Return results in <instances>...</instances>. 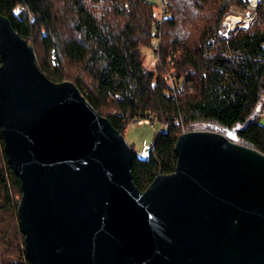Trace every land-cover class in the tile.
<instances>
[{"label": "water", "instance_id": "95a60500", "mask_svg": "<svg viewBox=\"0 0 264 264\" xmlns=\"http://www.w3.org/2000/svg\"><path fill=\"white\" fill-rule=\"evenodd\" d=\"M0 54V126L32 264H264L261 150L184 131L174 172L142 190L125 135L73 81L50 79L1 13Z\"/></svg>", "mask_w": 264, "mask_h": 264}, {"label": "trees", "instance_id": "16d2710c", "mask_svg": "<svg viewBox=\"0 0 264 264\" xmlns=\"http://www.w3.org/2000/svg\"><path fill=\"white\" fill-rule=\"evenodd\" d=\"M249 0H0V13L31 43L50 79L71 80L124 135L136 118L160 123L133 176L146 190L174 172L179 135L223 131L264 153V0L252 23L221 29ZM156 55L146 65L144 49ZM2 57L0 54V65ZM22 181L0 126V264H32L20 226Z\"/></svg>", "mask_w": 264, "mask_h": 264}, {"label": "rangeland", "instance_id": "374dc122", "mask_svg": "<svg viewBox=\"0 0 264 264\" xmlns=\"http://www.w3.org/2000/svg\"><path fill=\"white\" fill-rule=\"evenodd\" d=\"M160 6H157V12L159 17L162 16V9ZM255 10L256 9H251L250 7V0H249V5L247 8H241L238 6H233L229 12L230 13H236L237 15H241L243 17V21H241L240 24H237L236 26L241 25V27H248L255 16ZM239 13V14H238ZM228 14V15H229ZM227 15V16H228ZM252 15L253 17L251 18L249 22V25H245L247 23L246 18ZM227 18V17H226ZM226 18L224 22L226 21ZM233 26H231V30ZM228 25L224 23V27L222 29H227ZM230 30V31H231ZM222 33V32H221ZM223 34V33H222ZM225 35V34H223ZM144 53L147 55L146 56V65L148 68H153L157 58L156 55L152 50L149 49H144ZM261 122L264 124V106L261 112ZM162 125L160 123H154L151 121L150 118L144 117L138 120H134L131 122L129 125L127 131L125 132V137L127 141L134 146L135 151L137 152L138 155L141 157H146L149 153L151 141L153 139L154 134L162 129ZM199 129V128H198Z\"/></svg>", "mask_w": 264, "mask_h": 264}, {"label": "bare ground", "instance_id": "6f19581e", "mask_svg": "<svg viewBox=\"0 0 264 264\" xmlns=\"http://www.w3.org/2000/svg\"><path fill=\"white\" fill-rule=\"evenodd\" d=\"M260 0H250V7L251 9H256L258 3ZM239 14V13H238ZM252 18V15L246 18V21H250ZM243 21V17L241 15H237L236 13H230L227 18L226 22L229 23L231 26H233L237 22Z\"/></svg>", "mask_w": 264, "mask_h": 264}, {"label": "built area", "instance_id": "2783aa9c", "mask_svg": "<svg viewBox=\"0 0 264 264\" xmlns=\"http://www.w3.org/2000/svg\"><path fill=\"white\" fill-rule=\"evenodd\" d=\"M156 3H157V6H160L161 9H162V13H164V10L167 6V3H168V0H154ZM159 7V8H160ZM253 17V16H252ZM226 25H228V28L225 30V29H221V32L225 35H228L230 30H231V25L229 23H227L226 21L224 22ZM241 22H237L233 25L232 29H235L236 28V25L237 24H240ZM245 25H249V22L245 23ZM241 26V25H239ZM138 119H141V118H136L135 120H138ZM155 123V121H154Z\"/></svg>", "mask_w": 264, "mask_h": 264}]
</instances>
